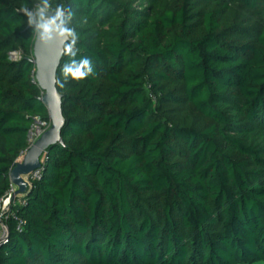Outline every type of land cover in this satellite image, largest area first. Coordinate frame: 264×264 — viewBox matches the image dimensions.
I'll use <instances>...</instances> for the list:
<instances>
[{
  "label": "trees",
  "instance_id": "1",
  "mask_svg": "<svg viewBox=\"0 0 264 264\" xmlns=\"http://www.w3.org/2000/svg\"><path fill=\"white\" fill-rule=\"evenodd\" d=\"M49 5L76 37L56 73L61 142L4 214L0 264H264V0ZM39 6L0 0V198L49 123ZM82 57L93 73L65 79Z\"/></svg>",
  "mask_w": 264,
  "mask_h": 264
},
{
  "label": "water",
  "instance_id": "2",
  "mask_svg": "<svg viewBox=\"0 0 264 264\" xmlns=\"http://www.w3.org/2000/svg\"><path fill=\"white\" fill-rule=\"evenodd\" d=\"M37 11L34 13L35 23L30 25L35 28L33 58L31 62L35 66V80L43 92L39 100L47 109L51 125L26 151L21 161L14 163L12 166L9 172V179L16 187L15 194L25 192L28 181L24 177H29V175L41 167L40 157L46 149L61 142L60 131L64 124L61 107L62 95L56 86V73L64 54L65 44L69 41V36L61 34L55 25H53L51 33H43L42 30L37 29L35 25L41 22ZM55 14L56 11L48 9L46 18L54 17ZM64 20V26L69 28L65 12Z\"/></svg>",
  "mask_w": 264,
  "mask_h": 264
},
{
  "label": "clouds",
  "instance_id": "3",
  "mask_svg": "<svg viewBox=\"0 0 264 264\" xmlns=\"http://www.w3.org/2000/svg\"><path fill=\"white\" fill-rule=\"evenodd\" d=\"M49 7V0H42V6H39L37 11L41 22L37 23L35 27L42 30L43 33H51L53 31V25H55L61 34L71 36L72 43L67 45V52L70 57H75L76 52L73 51V46L76 42L75 33L72 29L64 26L65 20L62 6L57 8L54 17L46 18ZM27 15L29 17V24H34L33 12H27ZM62 72L65 79L71 77L73 80H82L93 73L92 61L88 57H82L79 60L70 59V61L63 66ZM61 87H63V84H61Z\"/></svg>",
  "mask_w": 264,
  "mask_h": 264
},
{
  "label": "built area",
  "instance_id": "4",
  "mask_svg": "<svg viewBox=\"0 0 264 264\" xmlns=\"http://www.w3.org/2000/svg\"><path fill=\"white\" fill-rule=\"evenodd\" d=\"M20 54L18 52H13L10 55L11 59H18ZM51 123L40 120L38 117L35 118L33 124L31 125L28 133H27V148L21 152V156L26 153V151L35 143V141L50 127ZM39 176V171H34L29 177H27V181L29 179L37 178ZM16 188L13 184L10 185L7 192L0 198V243L7 236V229L4 225V214L9 211L11 204L15 201ZM20 225H18V228Z\"/></svg>",
  "mask_w": 264,
  "mask_h": 264
},
{
  "label": "rangeland",
  "instance_id": "5",
  "mask_svg": "<svg viewBox=\"0 0 264 264\" xmlns=\"http://www.w3.org/2000/svg\"><path fill=\"white\" fill-rule=\"evenodd\" d=\"M255 264H259V263H255Z\"/></svg>",
  "mask_w": 264,
  "mask_h": 264
}]
</instances>
